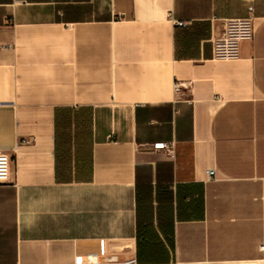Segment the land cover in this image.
<instances>
[{"label": "crops", "instance_id": "0c3cea01", "mask_svg": "<svg viewBox=\"0 0 264 264\" xmlns=\"http://www.w3.org/2000/svg\"><path fill=\"white\" fill-rule=\"evenodd\" d=\"M0 150V264H264V0H0Z\"/></svg>", "mask_w": 264, "mask_h": 264}, {"label": "built area", "instance_id": "2783aa9c", "mask_svg": "<svg viewBox=\"0 0 264 264\" xmlns=\"http://www.w3.org/2000/svg\"><path fill=\"white\" fill-rule=\"evenodd\" d=\"M252 9V6L249 7ZM183 24V21H176ZM224 30L222 35L213 40V55L219 58H236L240 55L241 42L251 40L254 34V23L251 16L226 18L223 22ZM189 82L177 81L174 83L175 90L179 91L183 86H188ZM28 142V139H23ZM154 149H163L167 152L173 151L171 143L161 141L153 144ZM12 158L3 150H0V184L9 182ZM208 174L214 177L215 169L209 168ZM126 264H136L134 259H130Z\"/></svg>", "mask_w": 264, "mask_h": 264}]
</instances>
